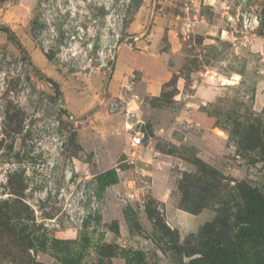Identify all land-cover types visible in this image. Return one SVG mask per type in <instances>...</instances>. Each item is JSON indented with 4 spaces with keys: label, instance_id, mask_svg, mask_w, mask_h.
<instances>
[{
    "label": "rangeland",
    "instance_id": "1",
    "mask_svg": "<svg viewBox=\"0 0 264 264\" xmlns=\"http://www.w3.org/2000/svg\"><path fill=\"white\" fill-rule=\"evenodd\" d=\"M0 27V264H264L232 189L264 197V0H0Z\"/></svg>",
    "mask_w": 264,
    "mask_h": 264
},
{
    "label": "trees",
    "instance_id": "2",
    "mask_svg": "<svg viewBox=\"0 0 264 264\" xmlns=\"http://www.w3.org/2000/svg\"><path fill=\"white\" fill-rule=\"evenodd\" d=\"M0 31L8 34V36L11 37V34L7 28L0 27ZM49 83L52 85L53 89L55 91H57L56 84L54 82H52L51 80H49ZM244 145H246L247 147H250V144H248V142H246V143L244 142ZM248 149L251 150V148H248ZM193 182L195 184H197L199 182V180L194 179V177H191V176L190 177L186 176L181 180V182L179 184V193H180L179 206L181 209H183L185 211H188L191 213H196L197 211H199L201 205L203 204V201H205V198H203L202 196L205 194L207 195L208 191L204 188H194ZM189 189H193V190L198 191L194 195V198L196 200L195 202H188L187 201V197H188L187 191ZM232 189L238 191V197L243 200V203L245 205H254V206L259 207V209H257L259 212H256L255 216H260V217L264 216V197L262 195L256 194L254 190L248 188L243 183H236ZM214 203L216 205H219V204L223 205L224 204V202L220 201V200H218V202L216 200V201H214ZM218 211H219V208H218V206H216L215 212H218ZM249 213H250V211H249Z\"/></svg>",
    "mask_w": 264,
    "mask_h": 264
},
{
    "label": "built area",
    "instance_id": "3",
    "mask_svg": "<svg viewBox=\"0 0 264 264\" xmlns=\"http://www.w3.org/2000/svg\"><path fill=\"white\" fill-rule=\"evenodd\" d=\"M140 147H141V140L139 136H137L136 134H133L131 138L129 139L128 158H129L130 164H132L135 161Z\"/></svg>",
    "mask_w": 264,
    "mask_h": 264
}]
</instances>
